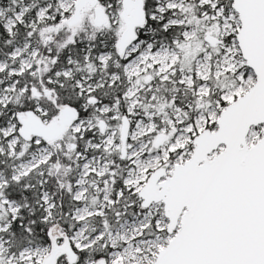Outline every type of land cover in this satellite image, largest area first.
<instances>
[{
    "label": "snow or ice",
    "instance_id": "obj_1",
    "mask_svg": "<svg viewBox=\"0 0 264 264\" xmlns=\"http://www.w3.org/2000/svg\"><path fill=\"white\" fill-rule=\"evenodd\" d=\"M0 264H264V0H0Z\"/></svg>",
    "mask_w": 264,
    "mask_h": 264
}]
</instances>
